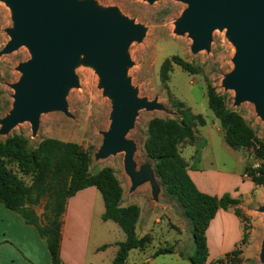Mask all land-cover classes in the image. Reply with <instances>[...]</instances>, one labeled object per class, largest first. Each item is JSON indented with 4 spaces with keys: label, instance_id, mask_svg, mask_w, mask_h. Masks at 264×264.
<instances>
[{
    "label": "rangeland",
    "instance_id": "374dc122",
    "mask_svg": "<svg viewBox=\"0 0 264 264\" xmlns=\"http://www.w3.org/2000/svg\"><path fill=\"white\" fill-rule=\"evenodd\" d=\"M95 1L102 7H116L121 14L146 28L142 39L133 41L129 45L128 55L132 65L127 69V76L131 79L132 85L137 88L140 97H146L149 100L157 98L165 109L138 111L134 126L127 134V137L136 144L134 153L136 167L138 168L143 163H150L153 167V161L146 156L143 149L147 125L153 117L179 118V113L172 104L171 98H174L183 101L193 113L201 114L204 118V125L195 127V135L198 138L197 150H200L202 156L200 163L211 161L213 167L228 169L234 174L244 170L242 176L250 179L244 167L257 166L258 161L254 157L253 147L229 148L225 143L224 133L218 119L207 106L206 92L207 86L210 85L219 94L225 95L227 107L240 114L254 130L256 137L264 140V123L256 114L253 103L243 101L239 105H233L234 91L225 90L222 86L224 74L233 68L232 57L235 52L234 46L225 35V30L215 29L213 31L209 51L203 49L193 53L190 49L191 38L187 34L177 35L173 32L174 22L186 8L185 3L177 0H155L152 3L146 0ZM11 26L10 9L0 0V50L9 40L6 28ZM174 55L197 67L198 72L192 74L173 64L165 85L160 78V66L166 58ZM29 57V51L25 46L7 54H0V119L11 109L13 89L10 84L16 82L21 75L17 70V65ZM74 73L78 86L71 87L65 96L71 116L58 110L44 112L39 117L35 136H32L28 121L17 124L8 135L23 134L30 139L32 146H36L47 137L76 142L91 150V173H96L105 166L112 168L122 187L121 205L136 204L140 208L142 218L140 224L136 225V232L139 233L144 230L145 225H148V232L152 233L144 234L147 236L148 243L146 244L145 241L146 247L141 251L153 250L154 252L158 248L171 246V240L166 243L163 241L169 238L172 228L179 225L184 226L186 222L188 232L185 235L191 237V227L183 216L182 208L173 197L165 192L157 176L158 192L153 193L149 181H144L131 189L130 177L123 166V153L104 158L95 157L102 142V132L108 128L110 123L111 101L103 95L102 89L98 86V76L91 66L80 62L74 68ZM0 137L3 136L0 135ZM187 143H189L188 140L184 139L180 145L182 146L180 151L186 161L192 164L196 151ZM232 154L239 157L233 158ZM194 167L191 166V168ZM21 176L27 184L33 180L31 174ZM257 188L259 191L255 192L254 199L249 205L254 215L253 222L244 216L255 239L252 253L245 259L246 264H264L259 260L261 243L264 238V213L258 211V207L264 204V187L257 185ZM45 202L46 198H43L35 207L40 212V221H43L42 213ZM190 242H185L183 247L185 251H188L191 245L193 253V242ZM171 258L170 255H158L156 264H172Z\"/></svg>",
    "mask_w": 264,
    "mask_h": 264
},
{
    "label": "water",
    "instance_id": "95a60500",
    "mask_svg": "<svg viewBox=\"0 0 264 264\" xmlns=\"http://www.w3.org/2000/svg\"><path fill=\"white\" fill-rule=\"evenodd\" d=\"M10 9L12 26L0 54L25 46L30 57L17 65L20 78L13 89L11 109L0 119V135L6 136L19 123L28 121L32 136L41 113L58 110L71 116L65 96L78 82L74 68L82 62L98 76V86L111 101L110 123L102 132L96 158L123 153V166L131 189L149 181L153 193L159 184L150 163L138 168L136 144L127 137L139 110H163L164 105L146 97L127 76L132 65L131 42L140 41L146 28L114 6L102 7L95 0H1ZM152 3L155 0H146ZM186 8L174 22L173 32L187 34L193 53L209 51L215 29L225 30L234 46L233 68L224 74L222 86L233 90V105L253 103L264 123V0H177ZM264 213V204L258 207ZM264 262V238L259 252Z\"/></svg>",
    "mask_w": 264,
    "mask_h": 264
},
{
    "label": "trees",
    "instance_id": "16d2710c",
    "mask_svg": "<svg viewBox=\"0 0 264 264\" xmlns=\"http://www.w3.org/2000/svg\"><path fill=\"white\" fill-rule=\"evenodd\" d=\"M173 64L195 74L198 68L174 55L166 58L160 66V78L166 85ZM207 106L218 119L224 133L225 143L234 149L253 147L256 167L247 165L245 172L254 185L264 187V140L256 137L254 130L235 110L227 107L225 95L207 86ZM171 98V94L169 93ZM179 118L153 117L149 120L143 149L153 161V168L164 190L182 208L183 216L191 227L194 251L189 256L191 264H207L208 246L206 229L219 208L236 206L238 199L229 193L221 196L202 192L188 173V162L182 156L180 145L184 139L193 143L195 127L204 125L201 114H196L181 100L171 98ZM92 154L89 148L57 138H43L36 146L23 134L0 137V203L7 209L18 212L24 221L34 225L50 253L52 264H61L60 240L62 216L67 200L78 191L96 187L102 195L103 220L115 222L125 234L117 242V251L110 264H125L132 249L143 250L147 236H138L136 223L140 208L136 204L121 205L122 187L112 168L105 166L91 173ZM31 174L27 184L21 175ZM46 198L43 221L36 215L35 207ZM236 214L242 216L236 208ZM244 220V234L240 246L219 259V264H243L240 254L249 236V226ZM148 241H146V244ZM107 245H102L100 249ZM173 246L156 249L152 256L172 253ZM147 264V263H144Z\"/></svg>",
    "mask_w": 264,
    "mask_h": 264
},
{
    "label": "crops",
    "instance_id": "0c3cea01",
    "mask_svg": "<svg viewBox=\"0 0 264 264\" xmlns=\"http://www.w3.org/2000/svg\"><path fill=\"white\" fill-rule=\"evenodd\" d=\"M197 142L196 137L193 143H187L196 151L194 162L192 164L188 162V173L195 185L202 192L216 196L229 193L232 198L239 200L236 206L219 208L206 229L208 246L206 263L219 264V259L240 246L244 234L242 216L253 222L254 215L249 205L259 188L250 179L242 176L244 170L234 174L228 169L213 167L211 161L200 163L202 156L200 150H197ZM232 156L239 157L236 154ZM191 166L195 167L191 168ZM236 208L240 210L242 216L236 214ZM35 212L40 218V212L36 208ZM103 212L102 195L94 186L78 191L67 200L62 216L61 264H110L112 262L118 248L117 242L123 241L125 234L115 222L103 220ZM141 218L140 211L136 225L140 224ZM148 228V225H145L144 230L136 232L137 235L152 234L148 232ZM171 231L169 238L163 242L171 240L173 252L163 255H170L172 264H191L189 256L192 254V246L190 245L188 251H185L183 247L185 242H193L192 235L191 237L185 235L188 232L187 222L184 226L172 228ZM253 236V232L249 230L247 242L242 246L240 254L243 264H246L245 259L250 256L255 246ZM102 245L107 246L100 249ZM152 254L153 250L132 249L128 253L125 264H156L157 256L153 257ZM0 264H52L50 253L37 228L26 223L18 212L7 209L1 203Z\"/></svg>",
    "mask_w": 264,
    "mask_h": 264
}]
</instances>
